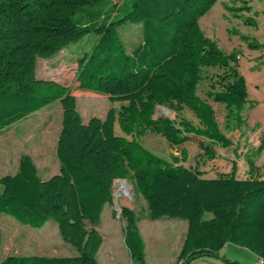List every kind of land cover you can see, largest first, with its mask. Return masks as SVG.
I'll return each mask as SVG.
<instances>
[{
    "label": "trees",
    "instance_id": "1",
    "mask_svg": "<svg viewBox=\"0 0 264 264\" xmlns=\"http://www.w3.org/2000/svg\"><path fill=\"white\" fill-rule=\"evenodd\" d=\"M217 1L132 0L118 8L107 0H0V131L57 100L62 107L56 144L59 172L42 178L33 158L22 153L17 172L0 177V213L34 228L53 218L62 238L78 252L11 254L0 264H100L103 235L98 225L105 205L113 200L116 178L131 180L146 201V217L187 220L178 264H191L200 256L220 257L228 243L264 260V178L256 163L264 135L258 150L245 155L246 177L236 176L235 164L229 172L206 177L203 170L179 163V158L169 161L139 140L148 131L172 128L170 118L154 117L161 104L178 115L184 109L193 112L197 124L186 118L180 124L185 132L211 142L204 148L209 159L217 156L214 145H231L213 106L197 93L204 67L223 70L220 89L208 95L225 104V128L243 123L240 113L248 88L239 52H224L200 27L201 17ZM103 8L108 14L101 17ZM116 9L121 12L113 15ZM127 23L142 24V41L131 52L119 32ZM245 23L253 24L250 18ZM91 33L97 39L78 59L79 87L125 103L109 108L104 118L92 116L84 122L70 86L38 78L36 64L37 57L50 59ZM248 46L263 49L264 43ZM116 120L131 139L116 134ZM182 152L185 162L187 150ZM120 216L131 260L146 264L138 226L143 217L125 206Z\"/></svg>",
    "mask_w": 264,
    "mask_h": 264
},
{
    "label": "rangeland",
    "instance_id": "2",
    "mask_svg": "<svg viewBox=\"0 0 264 264\" xmlns=\"http://www.w3.org/2000/svg\"><path fill=\"white\" fill-rule=\"evenodd\" d=\"M107 1L119 8L123 4L125 6L131 4L132 0ZM245 5H249L250 8H243ZM106 11L107 8L100 10L101 17L108 14ZM120 12L116 9L113 15ZM246 18H250L253 24L245 23ZM141 25V23H127L119 28L129 52L142 41ZM200 27L204 34L215 40L224 52L230 53L234 50L239 52L240 71L246 79L248 88V100L240 113L243 123L231 129L225 128L227 114L225 104L215 102L208 95L209 91L220 89L218 75L223 70L204 67L197 93L213 106L217 122L224 134L231 139V145H214L217 156L209 159L204 154V148L211 142L205 137L185 132L180 124L182 118L197 124L198 119L193 112L184 109L178 115L174 110L161 104L156 106L154 117L159 118L160 114L162 115L160 118H170L172 128L165 133L148 131L140 136L139 140L145 148L169 161L179 158V163L203 170L206 177L214 178L220 172H229L233 170L234 164L236 176L243 177L247 175L248 169L244 156L247 154L250 156L258 150L264 135V48L252 49L248 46V42L264 43V0H218L201 17ZM96 39L97 36L91 33L77 42L66 45L50 59L37 57V77L56 80L70 86L77 97L78 110L84 122L92 116L104 118L109 108L119 109L125 103L112 102L104 93L79 87L76 78L78 59L84 52L91 50ZM235 122L236 120H232V124ZM61 126L62 107L57 100L2 129L0 177L14 174V167L19 163L22 153H27L33 158L42 178L58 173L60 163L56 155V144ZM115 132L129 139L133 137L121 130L117 120ZM182 148L187 150L185 162L182 161ZM256 163L264 171V149L256 157ZM112 194L113 200L105 205L99 222V229L104 238L97 256L99 262L138 264L131 260L124 242L125 221L120 215L122 207L125 206L143 217L140 224L148 227L144 231L148 246V264H178L176 252L182 242L179 236L182 229L187 227V220L164 216L160 219V223L153 224L154 220L146 217L148 213L146 201L135 190L131 180L116 178L112 183ZM160 224H164L167 229L159 233L155 228ZM77 253L76 248L62 238L55 219L50 218L43 227L34 228L17 221L11 215L0 213L1 260L11 254L61 256ZM220 255V257L200 256L192 260L191 264H264L253 251L233 243L226 244Z\"/></svg>",
    "mask_w": 264,
    "mask_h": 264
},
{
    "label": "crops",
    "instance_id": "3",
    "mask_svg": "<svg viewBox=\"0 0 264 264\" xmlns=\"http://www.w3.org/2000/svg\"><path fill=\"white\" fill-rule=\"evenodd\" d=\"M242 156H244V154L242 155ZM245 157V156H244ZM245 159V158H244ZM258 165V164H257ZM18 167H19V163L18 164H16L15 165V167H14V169H15V172L14 173H16L17 172V170H18ZM261 167V166H260ZM246 170V169H245ZM260 175L262 176V178H264V171L262 170V168H261V170H260ZM243 177H246V175L245 176H243ZM145 218V217H144ZM162 218V217H161ZM161 218H159V219H156V220H154V222H153V224H156V223H160V219ZM114 219V218H113ZM141 220V219H140ZM140 220L138 221V226H139V230H140V233H141V235H142V237H143V239H144V242H145V261H146V264H148V259H147V257H148V246H147V241H146V238H145V235H144V231H145V229H148V227L145 225V226H142L141 224H140ZM167 225V224H166ZM153 226H151V229H153L152 228ZM187 228H188V225H187V227H184L183 229H182V232L180 233V236H179V238H180V241H182L181 242V246H180V248L178 249V251L176 252L177 254H176V258H178V255H179V252H180V250H181V247H182V244H183V242H184V239H185V237H186V233H187ZM98 229H99V225H98ZM165 229H167L166 228V226L164 225V224H160L159 226H158V228H155V230L156 231H162V230H165ZM100 230V229H99ZM159 232V233H160ZM103 235V234H102ZM103 242H104V238H103ZM127 247V246H126ZM101 249V248H100ZM128 249V248H127ZM100 251V250H99ZM129 251V250H128ZM98 254H99V252H98ZM98 254H97V256H98ZM129 254H130V252H129ZM97 259H98V257H97ZM260 260H262L261 258H260ZM99 261V260H98ZM264 262V261H263ZM101 264V263H100Z\"/></svg>",
    "mask_w": 264,
    "mask_h": 264
},
{
    "label": "built area",
    "instance_id": "4",
    "mask_svg": "<svg viewBox=\"0 0 264 264\" xmlns=\"http://www.w3.org/2000/svg\"><path fill=\"white\" fill-rule=\"evenodd\" d=\"M122 180V179H121ZM121 183H124V181H120ZM264 260H261V262H263Z\"/></svg>",
    "mask_w": 264,
    "mask_h": 264
},
{
    "label": "water",
    "instance_id": "5",
    "mask_svg": "<svg viewBox=\"0 0 264 264\" xmlns=\"http://www.w3.org/2000/svg\"><path fill=\"white\" fill-rule=\"evenodd\" d=\"M158 117L160 118V117H162V115L159 114Z\"/></svg>",
    "mask_w": 264,
    "mask_h": 264
}]
</instances>
